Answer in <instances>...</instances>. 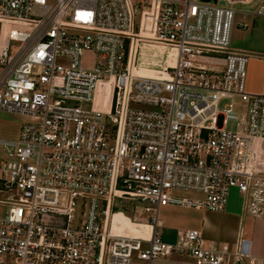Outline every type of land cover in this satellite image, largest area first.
<instances>
[{
	"label": "built area",
	"instance_id": "1",
	"mask_svg": "<svg viewBox=\"0 0 264 264\" xmlns=\"http://www.w3.org/2000/svg\"><path fill=\"white\" fill-rule=\"evenodd\" d=\"M247 13L264 16V0ZM235 15L203 0H0V117H26L18 137L0 138V264H264L242 228L220 248L200 228L173 243L158 231L162 207L222 212L232 187L264 217V94L246 88ZM141 41L176 48L166 75L139 71ZM126 200L148 235L113 230Z\"/></svg>",
	"mask_w": 264,
	"mask_h": 264
},
{
	"label": "rangeland",
	"instance_id": "2",
	"mask_svg": "<svg viewBox=\"0 0 264 264\" xmlns=\"http://www.w3.org/2000/svg\"><path fill=\"white\" fill-rule=\"evenodd\" d=\"M201 1V0H194ZM262 0H245L235 4H230V0H218L219 5L231 6L236 10L234 26L232 29L231 45L235 49L264 47V16H248L246 21L249 28L240 26L244 11H253ZM1 30V26H0ZM15 45V43H13ZM90 57L88 62L93 60ZM177 60V50L174 46L156 41H141L137 48V65L139 71L145 75H166V71L171 70ZM110 87L104 82L99 84L96 105L102 109H107L109 104ZM239 101V100H238ZM135 105V104H134ZM136 107H144L142 104ZM25 116L17 114L2 113L0 117V138L9 139L19 136L22 122ZM228 129H236V123L230 122ZM0 156H6L5 148L0 146ZM176 194L186 197H200V194L193 191L176 190ZM0 197H4L0 193ZM138 203L133 201L118 202L115 210L116 214L113 224L115 232L130 234L133 236L148 235L150 226L148 224L133 223L128 217L133 215L132 208H136ZM4 211L0 207V214ZM151 218L154 212H140L138 216ZM128 216V217H127ZM160 225L158 231L161 238L166 242H176L179 234L184 229L200 228L208 245L222 247L227 244L234 247L239 231L243 229L244 235L253 242V251L257 255H264V217L254 218L245 212L243 208L242 195L237 187H232L225 211L214 212L205 209L186 208L180 206H165L159 212ZM148 233V234H146ZM135 264H144L143 261L135 260ZM151 264H190L187 255L173 254L160 256Z\"/></svg>",
	"mask_w": 264,
	"mask_h": 264
},
{
	"label": "crops",
	"instance_id": "3",
	"mask_svg": "<svg viewBox=\"0 0 264 264\" xmlns=\"http://www.w3.org/2000/svg\"><path fill=\"white\" fill-rule=\"evenodd\" d=\"M239 2L242 3L244 1H238L237 3ZM242 13H243V18L240 21V26L244 22H247L246 19L248 16L253 15V14L247 13V11H244ZM240 50H245L251 53V57H250L248 67H247V83H246L247 90L251 94H264V47L260 46L257 48H243ZM261 147L263 149V154H264V141ZM187 260L190 264H196V262L190 256H187Z\"/></svg>",
	"mask_w": 264,
	"mask_h": 264
},
{
	"label": "water",
	"instance_id": "4",
	"mask_svg": "<svg viewBox=\"0 0 264 264\" xmlns=\"http://www.w3.org/2000/svg\"><path fill=\"white\" fill-rule=\"evenodd\" d=\"M203 1H214V2H218V0H203Z\"/></svg>",
	"mask_w": 264,
	"mask_h": 264
},
{
	"label": "bare ground",
	"instance_id": "5",
	"mask_svg": "<svg viewBox=\"0 0 264 264\" xmlns=\"http://www.w3.org/2000/svg\"><path fill=\"white\" fill-rule=\"evenodd\" d=\"M118 233H120V234H124V233H121V232H118ZM126 235H130V234H126ZM131 236H133V235H131Z\"/></svg>",
	"mask_w": 264,
	"mask_h": 264
}]
</instances>
